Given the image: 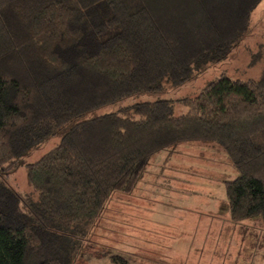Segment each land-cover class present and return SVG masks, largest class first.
Segmentation results:
<instances>
[{
    "label": "trees",
    "instance_id": "1",
    "mask_svg": "<svg viewBox=\"0 0 264 264\" xmlns=\"http://www.w3.org/2000/svg\"><path fill=\"white\" fill-rule=\"evenodd\" d=\"M259 2L0 0V173L61 134L25 165L36 195L0 181V264H72L111 192H131L152 156L187 142L221 147L237 172L223 182L230 219L264 228V55L258 79L221 75L183 114L158 99L85 118L221 61Z\"/></svg>",
    "mask_w": 264,
    "mask_h": 264
},
{
    "label": "rangeland",
    "instance_id": "2",
    "mask_svg": "<svg viewBox=\"0 0 264 264\" xmlns=\"http://www.w3.org/2000/svg\"><path fill=\"white\" fill-rule=\"evenodd\" d=\"M263 41L264 0H260L251 13L247 33L224 59L208 65L201 72L193 73L188 81L180 85L164 83L162 85L163 88L158 92L137 93L128 96L115 104L93 110L85 115V118L113 112L121 106L158 99L172 100L174 102V113L176 115L183 114L187 111V107L183 106V99L195 97L202 88L221 75L231 80L246 81L258 79L263 67ZM60 136L61 134L49 136L36 144L20 157L18 165L0 173V181L9 185L21 195H36L28 182L25 165L38 160L48 150L56 146L60 141ZM174 150H177L184 157V160H187V164H183L181 169L183 171L188 170V173L178 172L177 177L179 179H169L173 184L170 189L163 186L164 182H160V186L158 184L154 185L156 179L160 180L156 173L159 165H162V156L167 150L160 151L152 156L146 165L144 178L142 177L131 192H111L101 215L91 226L72 264H112L107 260V256L109 257L111 254L122 257L125 260V264H153L155 261H160L157 254L154 255L152 261H148L147 259L150 258L149 254L147 255L144 252H148V249L142 246V242L133 243L134 239L131 235L130 238L128 237V233L130 234L129 230L133 231L134 229V224L142 223L141 225L143 226V217L151 212L150 209L153 207L150 204L152 203L151 197H149L150 201L148 198L145 199V197L151 196L152 193H161V198L166 201L169 200L168 203L172 205H177L180 201H183L186 205L201 208L205 205L202 202L204 197L209 194L206 193V190H210L214 197L209 203H216L218 207H223L224 205L228 215V205L224 191L221 188L220 190L217 189L215 184V181L230 180L237 174L231 166L227 154L220 146L211 142L181 143ZM187 165L190 167L189 169ZM153 168L157 169L153 171ZM167 172L169 173L167 175L171 174L169 171ZM161 178L163 180L167 178L166 174H163ZM164 181L167 182L166 180ZM177 182H184V185L178 186L180 183ZM197 183L198 186L194 185ZM218 183L222 187V181H218ZM188 184L191 187H188ZM154 196H157V194H153ZM179 204L185 206V204ZM135 217L137 219L133 221ZM138 218H140V221H138ZM239 223V225H242V222ZM249 223L250 228L256 233L258 243L257 254H253V257L256 256L257 264H260L261 259H263L261 264H264V228L261 218L259 216L254 217L249 220ZM236 230L238 231V229ZM139 240L144 241L143 235ZM222 242L227 244L225 246L230 245V242L228 243L226 239L222 240ZM134 244L139 247V252H137L136 256L127 252L128 250L132 251L131 248ZM225 246L220 245L218 248L222 249ZM205 257L207 258V255Z\"/></svg>",
    "mask_w": 264,
    "mask_h": 264
},
{
    "label": "crops",
    "instance_id": "3",
    "mask_svg": "<svg viewBox=\"0 0 264 264\" xmlns=\"http://www.w3.org/2000/svg\"><path fill=\"white\" fill-rule=\"evenodd\" d=\"M186 161L177 150H173L171 154L167 151L162 156V165H159L156 173L160 180L156 179L154 185L160 186V182H164L163 186L170 189L173 185L170 180L179 179L178 172L188 173V170L181 169L183 164H187ZM178 164L180 165L178 166ZM187 167L190 168L188 165ZM155 169L157 168L152 170L155 171ZM167 171L171 174L167 175L169 174ZM163 174H166L167 178L164 180L167 182L161 178ZM218 181H222V187ZM218 181H215L217 189H223L225 179ZM182 185L184 182L178 184V186ZM194 185L198 186V183ZM188 187L191 185L188 184ZM206 193L209 194L204 197L202 202L205 205L201 208L186 205L183 201L179 203L185 204V206L179 203L177 205L169 204V200L161 198V193H152L151 196H146L145 199L149 200L151 197L150 200H152L150 203L153 205L150 209L151 212L142 216L143 226L142 223L134 224V229L133 231L129 230L128 237L130 238L131 235L134 239L133 243L142 242V246L148 249V252L144 251L147 255L149 254L148 261H152L155 254L158 255L160 261H155L153 264H257V258L253 257V254H257L258 243L255 231L249 226L251 219L241 221L242 225H239V222L234 223L230 219L229 210L227 215L224 205L218 207L216 203L210 204L209 201L213 200L214 196L210 190H206ZM153 194H157V196L153 197ZM136 219L137 217L133 221ZM142 235L144 241L139 240ZM224 239L228 243L230 242L229 246L223 244L222 240ZM220 245L225 247L220 249L218 248ZM131 250L127 252L136 256L139 247L134 244ZM107 258L109 261L108 256ZM261 262L263 259L260 264Z\"/></svg>",
    "mask_w": 264,
    "mask_h": 264
}]
</instances>
